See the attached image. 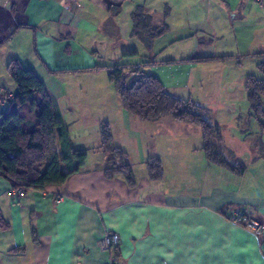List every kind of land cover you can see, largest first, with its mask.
Here are the masks:
<instances>
[{
    "label": "crops",
    "instance_id": "1",
    "mask_svg": "<svg viewBox=\"0 0 264 264\" xmlns=\"http://www.w3.org/2000/svg\"><path fill=\"white\" fill-rule=\"evenodd\" d=\"M137 6L154 26H168L142 45L137 65L148 66L173 97L210 111L222 149L245 166L244 175L208 163L197 127L124 114L108 69L126 66L121 58L129 50L140 56L138 39L123 42ZM262 53L264 0H0V111L3 94L15 93L6 68L17 59L44 83L73 148L87 153L64 184L21 197L0 178V216L8 226L0 227V264H264V233L256 238L224 215L247 207L264 223V120L249 117L244 89L248 76L262 78L256 76ZM190 58L214 60L183 62ZM104 124L126 154L134 188L121 176H105ZM148 157L160 160V181L148 178ZM108 232L118 235L119 246L100 251Z\"/></svg>",
    "mask_w": 264,
    "mask_h": 264
},
{
    "label": "trees",
    "instance_id": "2",
    "mask_svg": "<svg viewBox=\"0 0 264 264\" xmlns=\"http://www.w3.org/2000/svg\"><path fill=\"white\" fill-rule=\"evenodd\" d=\"M167 16L168 9H165L164 17ZM130 19V36L148 47L153 40L168 32L165 23L153 25L152 17L143 6H137ZM258 55L262 57L264 53ZM122 56L131 58L136 57L137 53L131 51ZM226 58L229 57L216 59ZM211 59L214 60L190 58L183 62L201 63ZM141 67L127 69L126 66L117 65L108 69V80L120 98L124 114L145 122L171 117L197 127L202 135V151L208 163L236 176L244 175L245 166L231 151L222 149L221 129L212 121L210 111L191 99L173 97L158 78L143 72ZM257 69L262 78L248 76L244 89L249 117L261 123L264 120V61L257 65ZM6 70L15 86V93L12 98L7 93L3 94L6 107L0 111V178L6 180L12 189L23 188L24 191H41L47 186L62 185L84 166L87 153L71 145L54 100L34 72L25 69L17 59L10 60ZM26 113L34 117L29 125ZM100 149L106 158L105 176L108 179L121 176L128 188H134L135 179L126 162V154L114 146L108 124L102 125L100 130ZM145 167L151 181L162 179V166L157 157H148ZM0 227H8L1 216ZM33 236L35 239V232Z\"/></svg>",
    "mask_w": 264,
    "mask_h": 264
},
{
    "label": "built area",
    "instance_id": "3",
    "mask_svg": "<svg viewBox=\"0 0 264 264\" xmlns=\"http://www.w3.org/2000/svg\"><path fill=\"white\" fill-rule=\"evenodd\" d=\"M12 196L21 197L24 195L23 188L12 189ZM62 196L58 195L55 198L57 204L61 203ZM225 217L228 222L235 226L243 227L248 229L253 236L260 238L264 233V223L260 222L257 218L253 216V211L247 207H238L229 209L225 213ZM119 237L116 233H105L99 240L97 247L100 251H113L119 246ZM108 264H119L116 260H110Z\"/></svg>",
    "mask_w": 264,
    "mask_h": 264
},
{
    "label": "rangeland",
    "instance_id": "4",
    "mask_svg": "<svg viewBox=\"0 0 264 264\" xmlns=\"http://www.w3.org/2000/svg\"><path fill=\"white\" fill-rule=\"evenodd\" d=\"M121 39H123V38H121ZM124 41V46L125 47H127V45H130L131 43H132V41H131V36H128V38H125V39H123ZM163 41V43H164V40L165 39H162ZM134 42V41H133ZM222 43V42H221ZM221 43H219V44H221ZM138 46H140V51H139V57H137L136 56V58L135 57H129L128 59H126L125 57H123V58H121V61H123V65H126V66H128L127 67V69H131V68H135V67H133V66H130V63L129 64H127L126 63V60H128L127 62H129V61H135V63H136V66H138L137 64L138 63H141V60H142V55H143V52H144V48H143V46L142 45H144L140 40L138 41ZM129 51H132V50H129ZM137 53V52H136ZM138 55V54H137ZM141 69H142V71L143 72H145V73H149L148 72V69H149V67L148 66H142L141 67ZM256 76H261V74L257 71V73H256ZM55 84V82H53V81H51V82H49L48 81V83H47V86L49 87V89L52 91V93H54V90H55V88H56V85H54ZM194 95V94H193ZM195 97V96H194ZM200 100H202V101H204V99H200ZM234 208H238V207H234ZM232 209V208H231ZM115 251V250H114Z\"/></svg>",
    "mask_w": 264,
    "mask_h": 264
}]
</instances>
